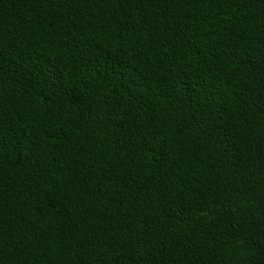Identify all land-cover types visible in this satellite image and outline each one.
<instances>
[{"label": "trees", "instance_id": "16d2710c", "mask_svg": "<svg viewBox=\"0 0 264 264\" xmlns=\"http://www.w3.org/2000/svg\"><path fill=\"white\" fill-rule=\"evenodd\" d=\"M0 264H264V0H0Z\"/></svg>", "mask_w": 264, "mask_h": 264}]
</instances>
